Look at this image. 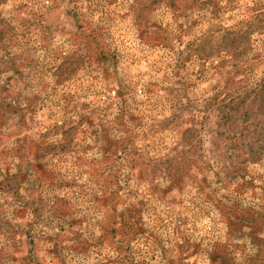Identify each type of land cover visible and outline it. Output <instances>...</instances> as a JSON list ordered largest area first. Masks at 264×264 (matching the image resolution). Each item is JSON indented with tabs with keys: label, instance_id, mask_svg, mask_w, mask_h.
Here are the masks:
<instances>
[{
	"label": "rangeland",
	"instance_id": "obj_1",
	"mask_svg": "<svg viewBox=\"0 0 264 264\" xmlns=\"http://www.w3.org/2000/svg\"><path fill=\"white\" fill-rule=\"evenodd\" d=\"M133 1L0 0V88L22 107L2 128L0 264H264L263 139L230 167L205 105L264 79L263 36L245 71L218 47L264 0H151L144 37Z\"/></svg>",
	"mask_w": 264,
	"mask_h": 264
},
{
	"label": "trees",
	"instance_id": "obj_2",
	"mask_svg": "<svg viewBox=\"0 0 264 264\" xmlns=\"http://www.w3.org/2000/svg\"><path fill=\"white\" fill-rule=\"evenodd\" d=\"M162 1L163 0H155V4H160ZM214 2V0H175V2L168 3L166 7L173 9L180 6L183 8V11L196 8V10L201 12L207 10ZM148 3H151V5L154 4L151 0H134L132 6H130L131 12H133L132 15H135L136 18L135 23L137 25L139 24L138 28L139 31H141V37H144V30L141 24V16L144 11H140V9L145 8ZM259 7H263V5L261 3H256L252 8L254 12L253 16L249 19L241 20L238 23V28L236 30H222L225 35H223L220 40L218 47L221 48L222 52L230 55L231 60L234 62V64L231 65V68L238 67L239 70H248L249 62L245 58L247 52H245L246 47L248 45V48L250 47L251 42L253 41L252 36L254 34H260L264 37V8ZM211 13L213 15L212 19L218 18V9L211 11ZM4 24L5 22L0 19V44H2V41L5 39L10 40L9 38L14 32L11 26H9L8 29H5V27H3ZM144 28L146 31V26H144ZM208 40L212 39L210 38L207 39V41ZM180 55H182V53ZM9 57L11 58H7L10 63V69L17 73L19 78L22 73L18 72L14 56L9 55ZM63 69L64 67L62 64L58 66V76H62ZM242 82H246V84L238 88H232L226 92L227 96L221 101V104H218L216 101L217 94L209 98V101L205 104L212 107L215 106L218 114V123L216 124L217 129L213 132L217 137H215L214 142L212 143L213 148H233L238 151V154L235 155V157L229 158V161L231 162V164H229L230 167L240 164V154L245 155V153L241 151V148H244L245 143L252 144V142H255V144H257L262 141V139L264 142V79L255 84H249L248 80L241 81L240 83ZM11 92H13V90H11L10 87L6 90L0 88V146L7 138H9L8 134L2 130L5 125L8 126L6 123L7 119L10 116L20 113L22 110L21 105L12 98L10 94ZM30 107H32L31 103L27 105V109H30ZM203 113H207V110L205 109ZM192 120L194 121V118ZM192 132L193 130H188L187 134H191ZM246 132L248 135H245ZM254 134L256 135L254 136ZM246 137H248V142H245ZM14 140L16 145H23V147H25L27 141L26 138H14ZM36 141H39L42 148L49 151L50 146L46 145V142L42 139L30 140L32 143H36ZM184 141L190 142L191 139L187 135ZM249 148H251V152L244 156L245 158L242 159L243 163L253 162L258 159V153L255 150H252L253 147ZM261 148H264V144ZM172 162L175 164L177 160L171 159L166 162L171 173L175 170L174 167H176ZM14 178L15 175L12 174L9 175V178L7 177L5 181L10 183V180Z\"/></svg>",
	"mask_w": 264,
	"mask_h": 264
}]
</instances>
